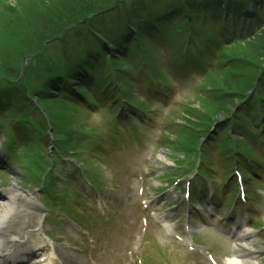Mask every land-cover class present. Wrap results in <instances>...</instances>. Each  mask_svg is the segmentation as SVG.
<instances>
[{"label":"rangeland","instance_id":"obj_1","mask_svg":"<svg viewBox=\"0 0 264 264\" xmlns=\"http://www.w3.org/2000/svg\"><path fill=\"white\" fill-rule=\"evenodd\" d=\"M67 1L10 0L12 17L0 19V98H3L4 101H17L19 99L18 95H20V92L22 93V91H18L20 86L15 82V72H19V76L24 78L30 76L28 70L21 65L17 69L11 67L15 65V58L25 39L30 37L29 31L38 26L44 29L45 26L54 23L55 18H57L56 22H58L72 17L71 22H74L78 17L82 18V15L83 17L88 15V11H91L89 7L104 9L110 7L112 3L113 5L116 4L119 0H85L83 8H86V10L74 8ZM70 1L75 2V0ZM78 1L74 5H79ZM64 5H68L72 12L67 9L68 7L63 9ZM22 22V27H26V30L18 26ZM233 22L239 24L236 19ZM36 31L39 33V30ZM258 36L251 40L236 41L230 47L225 45L226 48L222 54L233 62V67L224 70L220 61L217 64V69L213 70L209 77L199 79L198 76H193L182 80L181 83L183 84L179 88H175V96L170 100L171 102L156 111V120H152L154 127L150 130H140V134H135L136 136L133 138L131 136L132 131L128 127L125 128V125H109L108 122H111V120L109 119L107 122L108 117L100 109L93 111L92 116L89 117L72 106L55 100V98H51L52 101L37 98V101L41 100L40 107L36 108L33 102V106L28 107L25 112L18 111L15 106L12 107L10 112L6 114V120L8 122L13 120L7 125H11L14 122L27 123L26 127L29 131V137H32L33 141L31 142L32 147L26 150L22 157H19V161L23 163L21 166L22 170L18 169L14 162L17 172H7L5 174L0 172V186H4L7 190L12 186L18 185L15 184L14 181H16L21 183L22 187L27 189L32 187V190L37 191L38 176L35 178L34 174L37 175L39 170L33 173L32 171L35 169L30 171L25 165H30L32 162L36 165L40 163L44 167H56L54 172L57 175H54L49 188H45V190L52 188L49 196L50 199H53L54 197H59V190L63 188L58 180L62 178L61 175L66 176L71 173L76 181L77 179L80 181V177L76 175V169L83 170L87 175L85 166L90 174L86 177L89 176L92 179L93 175L98 173L100 182H98L99 188L96 189V193L101 192L106 201H113L115 217L113 225L107 223L104 219L92 221L89 216L94 212L92 209L87 210L88 217L81 220L83 233L90 232V235L98 239L100 244L107 243L109 250L101 252L96 244L93 247L86 241L87 236L85 234L79 235L69 224H66L67 227L64 231H60L62 225L58 221L66 212L60 210L58 203H52L49 222L44 225L46 232L54 237L67 238L71 248L78 244V242L74 241L75 238H79L80 242H86L85 247L87 250L85 254H92L94 258H99L100 264H129L132 259L129 251L133 250L134 244L139 246V250L135 255L143 258L145 264H206V257L190 256L191 254L184 256L186 252L184 248L167 245L160 241L158 228L153 223L146 233L141 234L139 219L145 211L140 206L138 196H140L139 192L142 187H147L152 193H156L162 191L171 179L179 180L178 177L182 175L180 162L188 157L183 158L181 153L184 148L182 146L184 142L198 143V149L196 147H185V151L191 150L193 153L190 152L187 155L194 156L196 161L201 159L199 155L203 152L204 158L209 159L210 164L217 169V172H215L216 177H214L217 182H223L227 173L230 172L229 170L232 169H227V167H230L235 162L234 157L239 155L238 148L239 144L243 146L242 141L255 148L259 154H264V148L262 147L264 143L259 140V133L251 119L245 115L239 116L241 121H235L243 124L242 132L236 134L231 129L232 119L238 111L245 110L248 113L255 111L257 115L254 116L259 120V114L261 109H263L262 106L253 107V101L247 100L246 97L247 93L255 97H264V86L262 83H253L257 72L260 73V77L264 73V60L260 59V61H257L256 56L264 49V37ZM259 44L260 47H258ZM146 59L154 67L155 63L152 56H146ZM114 64L119 63L115 62ZM126 66L132 70L130 63L126 64ZM211 68L213 67L209 65L208 69L210 70ZM103 71L107 73L106 70ZM112 72L116 74V78L127 88V96L132 93L134 98L137 99L134 93L135 87L129 84L130 79L133 78L132 75H124L120 70L114 69ZM198 84H205L206 88L204 91H206V94H197ZM31 87V84L27 85V94H30ZM244 99L247 101L243 102ZM17 104H21V102ZM187 108L190 111L186 114L185 110ZM177 113L181 115V119H176L180 117ZM175 120L182 124V126H179V130L178 126L173 123ZM215 121L218 124L215 126L213 135L218 130L221 135L213 138L211 143L208 141L206 143L207 147L202 150L200 144L204 138L205 129H210ZM156 125H158V128ZM79 126H86V131H91L93 136L97 137L96 139L100 140L101 137L112 136L111 140L94 147L86 144L92 141V137L88 135H80L79 133L72 140V136L77 132ZM217 127L219 128L216 129ZM141 128L143 126L139 127V124H137L133 127V131ZM165 130L170 131L169 139L164 135ZM124 131L127 133L121 135V132ZM176 131L179 133L176 134ZM79 139L82 144H79ZM102 141H104V138ZM54 147H56V150ZM93 149L95 150L91 151ZM250 149L247 151L249 154H251ZM89 150L90 154L88 153ZM145 150L154 151L155 158L154 162L149 163L151 171L150 175L146 177L145 185L138 191L139 183L135 173L132 171L135 164L141 163V161L137 160L144 157ZM52 152H54L57 162L51 161ZM92 152H95L94 156ZM159 155H162L165 161L160 160ZM184 178L186 177L184 176ZM254 178L250 179V177L246 176L244 180L246 182L248 179L249 182L245 185H248V189L253 194L252 200H256L257 208L263 214L261 218L262 223H264V199L262 198L264 195L260 194V189L264 190V180L258 181ZM259 178H262V176L260 175ZM231 183L234 186L236 185L232 179ZM178 184V186L183 185L184 181H180ZM167 206L168 204H164L163 207L168 208ZM138 213L139 218L136 217ZM129 214L131 215L129 216ZM38 223L39 217L36 212L31 214V217L24 215L23 217L15 218L7 221L6 225L8 227L5 228L4 235L6 239L13 241L14 238L18 237L19 240L16 242H29L34 239L35 232L32 229ZM255 228L258 229L257 227ZM99 229L106 232L105 235L103 232H99ZM124 229L126 230L125 236L123 235L125 233ZM139 233L141 236L138 238V242L135 235ZM14 234L17 236L13 237ZM213 238H217V233L213 235ZM246 240H248V243L251 242L250 244L256 251L255 259L257 261L249 263L264 264V235H261L260 232ZM6 246V242H4V248ZM216 254L222 259L223 264L226 260L225 258L230 255L229 246L220 247L216 250ZM85 260L87 264H91L89 257H86Z\"/></svg>","mask_w":264,"mask_h":264},{"label":"bare ground","instance_id":"obj_2","mask_svg":"<svg viewBox=\"0 0 264 264\" xmlns=\"http://www.w3.org/2000/svg\"><path fill=\"white\" fill-rule=\"evenodd\" d=\"M3 202L0 201V225L4 223V219H6V215L13 209L12 201L10 198H8V201H6L3 205H1ZM1 228V226H0ZM4 243L3 238H1L0 235V252L2 250V245ZM29 254H35L31 250H29ZM42 254H45V251L42 252ZM50 255H52L51 263L53 264H61V259L58 257L60 254L53 252V249H51ZM239 258H230L228 259L224 264H250L251 258H246L245 256L238 255Z\"/></svg>","mask_w":264,"mask_h":264},{"label":"trees","instance_id":"obj_3","mask_svg":"<svg viewBox=\"0 0 264 264\" xmlns=\"http://www.w3.org/2000/svg\"><path fill=\"white\" fill-rule=\"evenodd\" d=\"M69 1V3H71V6H73L74 8H77V9H86V8H83V6H84V3L83 2H85V0H79L78 1V4L79 5H74V3H76L77 2V0H75V2H72V1H70V0H68ZM67 1V2H68ZM74 1V0H73ZM70 5V4H69ZM66 7H68L67 9H69V11H70V7L68 6V5H64L63 6V9L64 8H66ZM65 11H68V10H65ZM70 12H72V10L70 11ZM70 12H69V14H70ZM56 20H57V18H55V21L54 20H51V21H54V22H56ZM63 21H65V20H63ZM62 21V22H63ZM258 37H264V32L261 34V35H259ZM258 47H260V44L258 45ZM257 61H260V59H263L264 60V49H262L257 55ZM255 60V59H254Z\"/></svg>","mask_w":264,"mask_h":264}]
</instances>
